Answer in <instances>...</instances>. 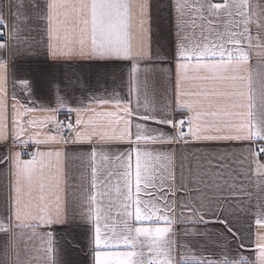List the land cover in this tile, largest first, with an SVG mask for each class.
Listing matches in <instances>:
<instances>
[{
    "label": "snow or ice",
    "instance_id": "1",
    "mask_svg": "<svg viewBox=\"0 0 264 264\" xmlns=\"http://www.w3.org/2000/svg\"><path fill=\"white\" fill-rule=\"evenodd\" d=\"M0 264H264V0H0Z\"/></svg>",
    "mask_w": 264,
    "mask_h": 264
},
{
    "label": "crops",
    "instance_id": "2",
    "mask_svg": "<svg viewBox=\"0 0 264 264\" xmlns=\"http://www.w3.org/2000/svg\"><path fill=\"white\" fill-rule=\"evenodd\" d=\"M67 66L61 65L57 70L63 71L66 69ZM112 67V66H109ZM119 68H125V65H119ZM92 68L96 70L97 66L93 65ZM49 66L46 65L43 61V58H40L39 60H34L33 62L29 63L23 60L16 61L12 63L9 67V83H8V90L9 94L12 93L13 87H14V81L19 80H38L45 77V73L48 71ZM103 70L102 68L100 69ZM15 90L17 93H20L22 90H24V86L20 85L18 83L15 84ZM38 97L42 96V99L38 100V103H44L47 106H57L55 104V101L51 99V94L47 91V89H43L42 92H37L36 94ZM51 101V102H50ZM59 116V119H64L66 113L64 111H61L57 114ZM29 151H32L31 148H29ZM255 225H253V231H255Z\"/></svg>",
    "mask_w": 264,
    "mask_h": 264
}]
</instances>
